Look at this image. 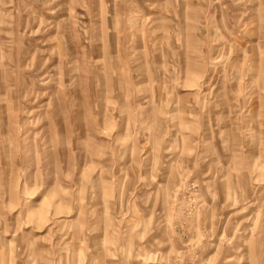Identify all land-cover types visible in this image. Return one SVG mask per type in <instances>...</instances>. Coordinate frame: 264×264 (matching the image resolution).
<instances>
[{"label": "rangeland", "instance_id": "374dc122", "mask_svg": "<svg viewBox=\"0 0 264 264\" xmlns=\"http://www.w3.org/2000/svg\"><path fill=\"white\" fill-rule=\"evenodd\" d=\"M0 264H264V0H0Z\"/></svg>", "mask_w": 264, "mask_h": 264}]
</instances>
